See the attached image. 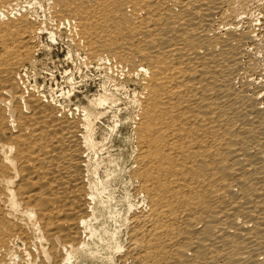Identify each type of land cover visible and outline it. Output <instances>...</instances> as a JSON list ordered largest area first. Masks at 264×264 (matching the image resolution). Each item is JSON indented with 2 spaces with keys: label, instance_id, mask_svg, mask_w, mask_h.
I'll use <instances>...</instances> for the list:
<instances>
[{
  "label": "bare ground",
  "instance_id": "1",
  "mask_svg": "<svg viewBox=\"0 0 264 264\" xmlns=\"http://www.w3.org/2000/svg\"><path fill=\"white\" fill-rule=\"evenodd\" d=\"M32 2L0 0V264H80L93 247L105 264H264V106L255 54L243 61L252 19L237 29L247 1L44 0L52 27L130 89L123 113L109 87L70 106L72 88L26 85L46 29Z\"/></svg>",
  "mask_w": 264,
  "mask_h": 264
},
{
  "label": "rangeland",
  "instance_id": "2",
  "mask_svg": "<svg viewBox=\"0 0 264 264\" xmlns=\"http://www.w3.org/2000/svg\"><path fill=\"white\" fill-rule=\"evenodd\" d=\"M246 1L248 4H246L243 9H240V11H242V13L245 14L244 16L246 18H243L242 19L243 21H240L239 26L237 24V26H238L237 29H239L241 32L248 31L250 28L248 27V25H247L248 23L246 21H248L249 18H250L249 20L252 19L251 23L253 22L252 26L254 28L253 34H254L256 40L250 41L247 43L246 46H248L247 50H248L250 55L244 57L243 61H244V64L248 63V61H249L248 59H250L251 53L255 54V57H256V60H255L256 61V66H255L256 68L255 69L256 70H254V72L249 73V75L251 74L250 75L251 77L250 76L249 77H250V79L252 78V82L255 83V86L256 85L259 86V89H257L258 86H256L257 87L256 88L253 85L256 93L260 92L259 93L260 94V99H259L260 105L262 104L264 106V0H246ZM32 3H31L32 10L37 12V13L36 12L35 13L41 19V22L43 21L42 23L43 24L45 23L44 28H46L47 30L45 29V31H43V33H41L39 36V41H41L43 43V44L41 43L43 46L37 47L38 49L36 48V51H35L36 53L34 54L35 55L34 63H31L29 65H25L24 67H22L23 69L20 70V74H23V73L25 74L27 72H28V74H30L31 70L34 69L30 75H27L28 80H27L26 85L29 86L30 84H36L37 86L40 87L39 90L42 89V92L46 89H50V91L54 92L56 94V96H58V97H60L59 96L60 92H65L64 90H68V88H72L73 91L71 92L70 97L71 98L73 97V98H72V102L69 103L70 106H74L73 103H77V101H79V102L82 101L85 103L86 98H88V97L91 98L92 93H93V95H95V93L106 94L104 89H107L109 87L108 89H110L115 95H117L118 98L121 97V98H119L120 103H121L120 107H119V109L121 110L120 112H122V113L123 112H129L131 110L130 98L132 95V93L130 92V89L127 88V91L124 90L125 88L124 89L123 88L118 89L117 92H119V93L114 91V88L116 87V82H114V80L111 79L110 85H109L108 80H110V79H107V77L109 78L108 74H106L105 71L102 72V69L98 65H96L94 63H89L87 60H85V56H84L83 52L81 51L80 48L75 46L74 42L69 38V36H68L69 34L67 33L66 29L62 28V29L57 30L55 27H52L53 25L51 24V20H50L51 15L48 14L49 13L47 11L48 7L45 4L44 0L43 1L42 0H34V3L35 4L37 3L36 5L34 3L33 4ZM38 3L40 6V10L38 9L39 8ZM49 17H50V19H49ZM223 29H224V27L220 28V31L224 32L225 30H223ZM47 31H51L52 33L54 32L53 33V39L49 38V33ZM1 51H2V48L0 47V54H1ZM104 77H106V78L104 79ZM106 79H107V81H106ZM101 83L105 88L101 85ZM71 85H73V86H71ZM130 88L133 89L132 86ZM115 89H117V88H115ZM123 92H124V94H123ZM261 93H262V95H261ZM48 98H51L50 94L48 95ZM127 98H129V99H127ZM121 100L123 101V103ZM128 100H129V102H128ZM98 122L96 123V127L98 128V130L104 131V129H105L104 134L110 136V131L108 134L106 132H108V130L110 129V125L112 124V120L110 119L108 121V119H105L104 117H102L100 120H98ZM112 134H114V133H112ZM111 137L113 138V142H110L109 143L110 145H113V144L116 145L120 142V141H117V139H115L116 138L115 135H112ZM123 137H124V135H122L120 137V139H122ZM129 142H130V138L126 137V140L124 143L125 144L124 149L127 150L126 151L127 153H130V150H131V147H130L131 142L130 143ZM126 167H127V165H126ZM126 167L121 168L116 173V183L115 184L117 186H120L121 184L125 183V178H126L125 169H126ZM128 189L130 191L129 186H128ZM104 225H105V222H104ZM124 236L122 234L121 238H120L121 249H119L113 255L114 260L116 262H118L117 259H119L120 255L124 252V250L127 246L126 237H124ZM95 248L93 247L94 252L93 251L91 252V254L87 257V260H84V261L82 260L80 262V264H105V261H104L105 256H103L102 252L98 249V247L96 249ZM95 250H97V253H95ZM75 256H76V254L74 256H69V257L71 259L72 258L75 259L76 257H79V255H77L76 257ZM70 258H69V260H71ZM74 259H73V262H78L77 261L78 259L77 260L76 259L74 260ZM127 264H129V263H127Z\"/></svg>",
  "mask_w": 264,
  "mask_h": 264
}]
</instances>
